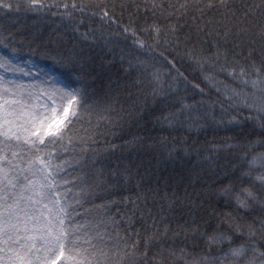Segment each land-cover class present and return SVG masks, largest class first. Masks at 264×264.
<instances>
[{
    "label": "trees",
    "instance_id": "trees-1",
    "mask_svg": "<svg viewBox=\"0 0 264 264\" xmlns=\"http://www.w3.org/2000/svg\"><path fill=\"white\" fill-rule=\"evenodd\" d=\"M4 2L20 8H0V39L19 49L17 54L54 66L64 77L69 57L82 61L85 71L77 75L86 76L90 87L83 123L74 132L86 129L95 141L91 148L103 157L96 167L105 173L116 171L114 165L132 168L130 180H109L107 191L87 189L81 211H90L94 226L103 223L100 234L118 235L121 248L125 241L129 246L138 243L137 256L146 251L144 242L155 236L158 243L147 250L149 260L161 259V247L165 251L183 248L198 259L217 256L224 246L211 251L202 233L210 234L222 221L246 231L248 225L264 219V188L255 181L264 175V167L259 163L248 167L253 156L264 153V147L255 143L264 141V114L242 103L254 98L251 86L244 87L227 75L252 63L261 66L264 0H226L225 4L212 0L211 8L209 0H156L163 13L158 10L155 16L152 0ZM33 3L44 7L30 8ZM248 9L251 14L245 18ZM102 10L109 11L116 22L102 20ZM130 24L145 48L136 47L133 37L123 31ZM150 25L161 29L159 35L144 31ZM252 52L255 55L249 58ZM153 71L159 72V81L152 78ZM205 76L214 77L215 86ZM194 83L204 95L193 92ZM232 91L240 96L233 97ZM181 103L192 106L182 115ZM172 113L177 114L176 120H163ZM233 118L242 126L243 136L240 127L227 123ZM65 148L64 160L80 158L78 147L73 149L67 142L58 146L62 153ZM170 150L173 157L168 159ZM12 152L17 153V163L30 158L24 146L0 145V156L12 159ZM234 156L244 159H230ZM248 172L251 177L243 175ZM226 187L233 191L222 198L219 193ZM245 189L257 200L242 195ZM237 196L248 204L247 209L228 205ZM125 199L137 200L135 214ZM104 204L111 205L106 218ZM164 264H177V259L165 256Z\"/></svg>",
    "mask_w": 264,
    "mask_h": 264
},
{
    "label": "snow or ice",
    "instance_id": "snow-or-ice-1",
    "mask_svg": "<svg viewBox=\"0 0 264 264\" xmlns=\"http://www.w3.org/2000/svg\"><path fill=\"white\" fill-rule=\"evenodd\" d=\"M220 3L225 4L226 0H220ZM213 6L212 0H209L208 7ZM29 7L41 9L44 5L33 3ZM72 7L75 8L77 5L73 4ZM0 8L13 9V5L0 0ZM184 8L185 5H181L179 10ZM13 10L19 11L20 8ZM158 10L163 13L162 5L152 0L154 16ZM250 14L251 9L245 11V18ZM101 19L106 22H116L107 10H102ZM123 31L133 37L136 47H146L137 37L136 29L131 24L124 27ZM144 31H152L159 35L161 29L150 25ZM261 38L264 39V32L261 33ZM0 47L7 50L5 53H0V69L8 71L12 63L8 53L15 56L19 49L10 48L3 39H0ZM253 55L255 52L249 53V58ZM65 66L68 67L66 76L70 83L58 86L59 81L52 77L44 82L47 87L37 92L29 91L25 86L0 75V145L24 146L30 156L26 162L21 160L25 164L24 167L13 162L17 157L16 152L11 153L13 159L0 156V264H49V262L51 264L57 262L58 264H164L165 256L176 257L177 264H224L225 261L228 264H264V219L248 225L246 231L239 225L225 224L222 221L210 234L202 233L207 237V245L211 251L215 252L220 245L224 246L219 247V255L209 254L198 259L183 248L165 251L161 247L159 253L161 259L149 260L147 250L152 243H158L155 236L149 237L144 242L143 247L146 251L143 255L137 256L138 243L129 246L125 241L121 248L122 238L118 235L114 237L108 233L100 234L103 223L94 226L95 221L90 211H81L87 189L96 187L101 191H107L110 187L109 180L119 182L130 180L132 168L114 165L116 171L105 173L96 167L102 162L103 157L91 148L95 141L87 135L86 129L80 130L84 135L74 132L76 125L83 123L81 114L87 108L86 90L90 85L86 76L77 75L85 71L80 59L69 57ZM18 71L23 72V69ZM88 75L91 73L89 72ZM227 75L233 80H238L244 87L251 86L254 98L250 103L247 101L242 103L248 109L264 114V57L261 58L260 67L252 63L248 67L241 66L239 71L233 69L227 72ZM252 75H255L256 79H245ZM152 78L159 81V72L153 71ZM204 80L209 85L215 86L214 77L205 76ZM191 88L194 93L204 95L199 84L194 83ZM232 96L238 97L240 93L232 91ZM10 97L15 98L10 99ZM34 97H42L43 107H30ZM190 107L192 106L181 103L180 115ZM176 119V113L163 117L164 121ZM227 123L240 127L239 135H244L242 126L235 118ZM13 125L15 128L12 127ZM261 128L264 129V125H261ZM65 142L73 149L77 147L80 149V153H77L80 156L78 160L63 159L67 148L62 153L58 146L65 145ZM136 142L139 143V139ZM255 143L264 147V141ZM46 149L50 150L46 151ZM173 152L174 150L167 152L168 159L173 157ZM230 159L238 160L244 157L234 156ZM258 163L260 167H264V153L253 156L248 162V167L254 168ZM77 170L82 174L76 175ZM243 175L251 177V172ZM255 181L264 188V175L256 176ZM232 191V187H226L219 195L222 198L228 197ZM241 194L249 200H257V196L250 190H242ZM115 203L113 201V204ZM124 203H131L130 211L133 214L139 209L137 200L125 199ZM227 203L228 205L235 203L240 211L248 208V204L240 200L239 196L234 200L229 199ZM102 207L105 210L103 216L106 218L111 205L104 204ZM84 218L91 222L81 223V219ZM95 219L98 220L99 217ZM222 227L227 230L221 231ZM237 241L240 243L237 244Z\"/></svg>",
    "mask_w": 264,
    "mask_h": 264
},
{
    "label": "rangeland",
    "instance_id": "rangeland-1",
    "mask_svg": "<svg viewBox=\"0 0 264 264\" xmlns=\"http://www.w3.org/2000/svg\"><path fill=\"white\" fill-rule=\"evenodd\" d=\"M6 51L7 50H5L3 47H0V53H5ZM8 55L12 60V63L9 66L10 70L5 71L4 69H0V75H3L9 80L15 81L16 84L25 86V88L29 91L37 92L41 88H46L47 84L44 82L52 77H55V79L59 81L58 86L70 83L67 77L61 76L56 72L54 66L41 64L35 59L26 58L19 54L11 56L10 53H8ZM18 69H23V72L18 71ZM14 98L15 97H10V99ZM43 104L44 102L42 97H34L30 102V107H43ZM12 127L15 128V125ZM37 127H39V122H37ZM27 160L23 161L26 162ZM13 162L20 167L25 166V164L22 162L17 163L15 159ZM5 167H7V165H5ZM49 264H51V262H49Z\"/></svg>",
    "mask_w": 264,
    "mask_h": 264
}]
</instances>
